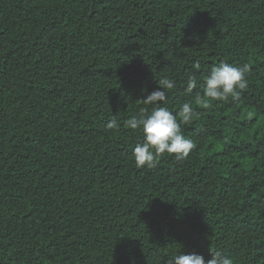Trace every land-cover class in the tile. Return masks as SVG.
I'll return each mask as SVG.
<instances>
[{"label": "trees", "instance_id": "1", "mask_svg": "<svg viewBox=\"0 0 264 264\" xmlns=\"http://www.w3.org/2000/svg\"><path fill=\"white\" fill-rule=\"evenodd\" d=\"M221 60L247 64L248 87L207 102ZM163 76L177 86L162 106L198 113L181 122L195 146L137 168L143 136L124 121ZM215 250L264 264V0H0V264Z\"/></svg>", "mask_w": 264, "mask_h": 264}, {"label": "clouds", "instance_id": "2", "mask_svg": "<svg viewBox=\"0 0 264 264\" xmlns=\"http://www.w3.org/2000/svg\"><path fill=\"white\" fill-rule=\"evenodd\" d=\"M194 69H200L199 61L193 63ZM249 71L247 64L233 65L221 60L214 66L209 74L199 84L202 96L207 102H226L231 97L233 100L240 98L242 92L248 87L246 73ZM158 87L140 100L145 106L141 108L136 116L124 121V126L131 130L141 132L143 139L137 142L133 148V156L137 168L155 167L156 162L165 153L174 155L175 159H183L188 156L194 148V142L182 134L181 122L188 123L194 115L193 106L190 102H184L179 107V121L177 114L162 106L167 102L168 91L176 88L177 84L173 78L163 76L155 81ZM185 91L192 92L198 87L195 74L188 75L185 81ZM143 91V90H142ZM201 103V100H197ZM210 106V103H205ZM121 124L113 116L107 122L106 129L119 131ZM211 258L205 261L204 257L196 253L185 254L181 251L175 253L167 264H234L232 258L223 254L221 250L211 253Z\"/></svg>", "mask_w": 264, "mask_h": 264}]
</instances>
